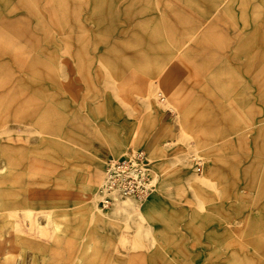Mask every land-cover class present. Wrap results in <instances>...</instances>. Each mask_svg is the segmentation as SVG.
<instances>
[{
	"label": "rangeland",
	"instance_id": "374dc122",
	"mask_svg": "<svg viewBox=\"0 0 264 264\" xmlns=\"http://www.w3.org/2000/svg\"><path fill=\"white\" fill-rule=\"evenodd\" d=\"M0 264H264V0H0Z\"/></svg>",
	"mask_w": 264,
	"mask_h": 264
},
{
	"label": "built area",
	"instance_id": "2783aa9c",
	"mask_svg": "<svg viewBox=\"0 0 264 264\" xmlns=\"http://www.w3.org/2000/svg\"><path fill=\"white\" fill-rule=\"evenodd\" d=\"M152 167L147 155L139 150L129 157L111 159L104 166L100 203L108 208L116 198L146 199L152 191Z\"/></svg>",
	"mask_w": 264,
	"mask_h": 264
},
{
	"label": "bare ground",
	"instance_id": "6f19581e",
	"mask_svg": "<svg viewBox=\"0 0 264 264\" xmlns=\"http://www.w3.org/2000/svg\"><path fill=\"white\" fill-rule=\"evenodd\" d=\"M126 203H128V201H118L117 206H119V208H124V205H126Z\"/></svg>",
	"mask_w": 264,
	"mask_h": 264
}]
</instances>
